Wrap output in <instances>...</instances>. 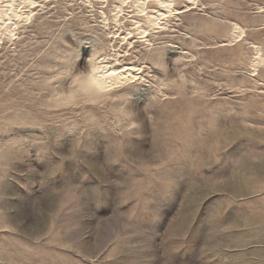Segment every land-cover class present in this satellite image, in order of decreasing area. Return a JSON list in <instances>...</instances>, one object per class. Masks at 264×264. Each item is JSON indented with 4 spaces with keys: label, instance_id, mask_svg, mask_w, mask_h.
Returning <instances> with one entry per match:
<instances>
[{
    "label": "rangeland",
    "instance_id": "rangeland-1",
    "mask_svg": "<svg viewBox=\"0 0 264 264\" xmlns=\"http://www.w3.org/2000/svg\"><path fill=\"white\" fill-rule=\"evenodd\" d=\"M163 1L0 0V264H264V0H199L144 77L68 102Z\"/></svg>",
    "mask_w": 264,
    "mask_h": 264
},
{
    "label": "snow or ice",
    "instance_id": "snow-or-ice-1",
    "mask_svg": "<svg viewBox=\"0 0 264 264\" xmlns=\"http://www.w3.org/2000/svg\"><path fill=\"white\" fill-rule=\"evenodd\" d=\"M149 8L152 14L155 15V6L149 5ZM193 9L199 11L201 17L200 22L206 19L204 15L205 5L200 3L199 0H175V10L172 11L169 17L164 18L165 23L163 24V27L158 26L153 32L144 33V38H141L135 31H124V27H127L128 25H124L120 28H113L110 26L108 31L114 33L115 39H113V36H108L106 39L105 44L111 45V50L110 57L103 60L104 67L99 70L90 67L88 61V66L85 70H81L78 73H62L61 76L70 78V83L65 88L68 102L71 103L76 100L80 93L98 95L99 93L108 92L110 91L107 87L109 82H111L112 88H115L127 81L137 80L144 77L148 72V61L155 59L153 55L152 37L157 33L173 29L176 24L180 23L181 17ZM108 10V5H105L104 11L107 12ZM260 10L264 11V9ZM121 19L123 20L124 17L122 16ZM197 26H199V24ZM132 27L138 28L140 32H143V29L140 28L139 25L132 24ZM148 41H151V43H148ZM126 49L127 51H125ZM91 59L94 63H101L102 57L97 53L96 55H92ZM159 67L164 66L159 65ZM101 71L103 72L102 76L100 75ZM85 82H88L90 86L87 88L77 87ZM85 103L97 105L99 104V100L94 99L85 101ZM131 127L132 129H135L138 125H131ZM130 135H134V133H130ZM73 186L75 189H79L80 187L79 185ZM208 253L215 254L212 251H209ZM161 264H163V258L161 259Z\"/></svg>",
    "mask_w": 264,
    "mask_h": 264
},
{
    "label": "bare ground",
    "instance_id": "bare-ground-1",
    "mask_svg": "<svg viewBox=\"0 0 264 264\" xmlns=\"http://www.w3.org/2000/svg\"><path fill=\"white\" fill-rule=\"evenodd\" d=\"M163 1V0H162ZM127 2V1H126ZM163 2H166V1H163ZM168 2H169V0H168ZM144 3H142L141 5H143ZM170 5V4H169ZM144 6V5H143ZM140 7V6H139ZM144 8V7H143ZM168 8V7H167ZM170 10V9H169ZM142 11V10H141ZM151 17V20L154 18L153 16H150ZM153 21H156V17L154 18V20ZM238 26V25H237ZM236 26V27H237ZM243 29V28H242ZM240 30V29H239ZM239 32H237V34H238ZM240 33H241V31H240ZM15 34V33H14ZM244 34V33H243ZM239 36H241L240 34H239ZM241 38V37H240ZM255 64V63H254ZM102 67H104V65H101L100 67H96V69H101ZM100 75L102 76L103 75V72L101 71L100 72ZM111 84V82H109L108 83V85H110Z\"/></svg>",
    "mask_w": 264,
    "mask_h": 264
}]
</instances>
